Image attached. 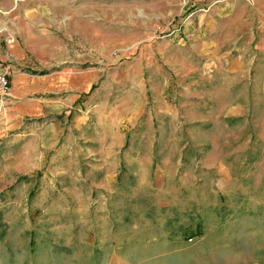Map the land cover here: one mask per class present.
Masks as SVG:
<instances>
[{
  "label": "rangeland",
  "instance_id": "obj_1",
  "mask_svg": "<svg viewBox=\"0 0 264 264\" xmlns=\"http://www.w3.org/2000/svg\"><path fill=\"white\" fill-rule=\"evenodd\" d=\"M238 1L239 13L235 20L224 25L228 31L225 38L219 40L221 48L213 47V53L219 50L222 56L211 54L204 63L197 65L198 73L193 74L196 68L191 75L181 73L162 85L166 90L159 95L153 93L158 81L150 82L154 88L147 83L145 97L136 86L139 90L112 82L109 87L113 86L110 88L113 97L126 100L132 92L133 117L129 113L121 125V121L115 124L116 115H111L101 124V145H82L85 150L102 151L109 149L110 139L126 135L128 150L143 152L139 157L145 152L154 154L155 164L166 168L158 183L154 182V174L148 175L144 190L135 192L126 206L121 205L126 199L119 197L117 205L120 208L115 205L112 209L117 220L123 217L126 208L137 213L145 201L147 205L157 203L162 209L166 208L167 215L173 217L176 207L182 205V213L186 216L180 233L177 228L172 232L176 231L175 235L179 234L186 241L189 239L190 243L182 247L187 257L175 264H264V0ZM0 2H7L9 6L14 0ZM231 2L27 0L25 7L36 13L30 17L15 18L12 14L6 17L0 12V47L5 42L7 28L17 20V40L24 38L26 28L39 36L38 46L48 44L63 48L60 52L56 49V62H71L81 69L100 68L104 82L114 69L142 76L153 67L141 63L140 57L149 55L151 49L157 52L154 44L187 41L183 31L190 21L198 23L201 15L211 13L214 8L225 11V6ZM13 41L11 37L6 43ZM240 53L246 62L243 69L236 70L233 78L221 75L227 60L237 57L239 60ZM199 73L213 77L208 79L207 76L204 81ZM125 106L118 104V114L123 116ZM9 111L8 107L0 109V200L17 201L18 198L28 204L37 203L38 207L30 221L25 217L19 219L17 215L12 219L0 218V264H19L20 261L22 264L105 263L104 258L95 263L88 256L78 255L76 249L66 247H74L86 222L98 215L96 204L88 201L83 215V201L79 202L77 193L71 191L76 189L77 181L69 179L75 177L46 175L47 167H76L77 161L66 160L65 152H77L78 145H63L60 140L47 151L41 169L33 175L17 176V161H12L17 145L14 144V130L8 128ZM105 138L109 139L107 144L103 143ZM148 156L145 154L143 158ZM120 168L124 169L125 165ZM134 178L137 181V177ZM191 190H195L194 193L191 194ZM191 195H197L198 200L208 197L207 202L198 206V212L203 214L198 215L197 225L188 223L192 219L189 213L194 211L190 206L195 197ZM204 208L208 212L222 213L227 219L229 234L223 246H218V242L205 248L194 245L204 238L203 224L210 225L213 220L207 217ZM254 208L261 215L260 225L256 224L259 229L241 227L243 219L253 223L248 211ZM145 218L144 223L147 222ZM134 219L138 218L134 216ZM159 221V226L170 224L169 218L166 222ZM119 232L120 229L115 236L112 234L113 246L118 248L127 235L135 240L136 233L123 231L118 235ZM156 233L157 237H162V232ZM157 247H160L159 242ZM17 250L21 256H17ZM24 251L26 256H23ZM25 258L27 261L23 262ZM141 264L159 263L143 261Z\"/></svg>",
  "mask_w": 264,
  "mask_h": 264
},
{
  "label": "crops",
  "instance_id": "obj_2",
  "mask_svg": "<svg viewBox=\"0 0 264 264\" xmlns=\"http://www.w3.org/2000/svg\"><path fill=\"white\" fill-rule=\"evenodd\" d=\"M26 1L14 0V3L9 6L6 4L7 2H0V12L6 14V17L12 14L15 18L30 17L36 14L33 13L34 9L25 7ZM232 1L227 3L225 11L214 8L211 13L201 15L198 23L195 20L190 21L183 31L187 41L170 40L154 44L153 48H156L157 52L154 49H149V55L140 57L141 63L153 67L151 71L148 69L141 76L140 73L122 72L114 69L108 74L107 82L103 81L100 68L81 69L70 64L71 62H56L55 51L57 49L60 52L63 48H56V46L48 44L38 46L36 41L39 36L31 34L32 32L26 28L24 38L21 37L17 40V20L12 27L7 28L5 42L0 47V69L6 66H10L11 69L9 101L12 103L8 106V110H10L8 128L14 130L15 133L14 144L17 145V153L13 155L12 161H17V176L33 175L41 169L47 151L58 144L60 140L63 145L76 144L79 147L78 151L65 152V159L76 160L77 166L47 167L46 175L75 177L65 179H69L71 182L77 181L76 189L71 191L77 193L79 202L83 201V215L86 214L85 205L88 201L90 204L92 202L96 204L95 207L98 208V215L96 214L91 222H86L85 229L78 233L77 244L74 247L66 245L67 248L73 251L76 249L78 255L88 256L95 263L104 258L105 263L103 264H141L143 261L159 264L173 262L175 264L182 262L187 257L186 254H183L182 247L187 242L190 243L189 239L186 241L179 234L175 235L176 231L172 232L177 228L180 233L183 217L186 216L182 213V205L179 204L176 207L177 212L174 211L173 217H169L166 208L162 209L157 203L147 205L143 200L144 208L141 207L137 213L133 212L132 208L129 211L126 208L127 213L124 211L123 217L115 220L117 214H114L113 209L115 205L119 204V197L126 199L121 203L126 206L128 201L133 200L135 192L144 190L143 187L148 184L146 181L148 175L154 174L155 183H158L163 177L162 173L166 168L155 164L154 154L145 152L143 156L145 154L150 156L143 158V156H138L143 152L136 153L133 150H128L125 147L128 141L126 135L117 138V140L110 139L109 149L106 148L102 151L85 150L82 145H101V124L103 120H109L111 115L115 114L114 123L117 124V121H121V125L122 120L129 117V113L133 117L132 92L126 100H123L122 97H113L114 94L110 92V88L113 86L109 87L112 82L116 81V85L121 87L139 88L142 92L141 96L145 97L147 83L158 81L157 88L151 84L150 87L154 88L153 93L155 91L159 95L165 92L166 87L164 89L163 87L167 82L176 79L181 73L191 75V71L200 63H204L211 54L216 55L217 53L222 56V51L218 50L213 53V47L219 49V40L225 38L224 35L228 31H225L224 25L235 20L236 14L239 13V1ZM11 37L15 41L7 44L6 41ZM239 56V60H237L238 57L227 60V67L221 75H229L233 78L237 74L236 70L243 69L241 67L245 66L246 62L242 60L241 53ZM198 70L199 68L193 74L198 73ZM199 74L204 81L207 80V76L208 79L213 77L210 74L204 76L203 73ZM162 85L164 86L162 87ZM143 101L145 100L143 99ZM118 104L126 105L123 116L122 113L118 114ZM108 141L109 139L105 138L103 143L107 144ZM69 148L70 146L67 147V149ZM122 164L125 165L124 169L120 168ZM119 176L123 178L120 179ZM133 176L137 177V181ZM64 187L62 185V188ZM66 189L69 191L68 188ZM194 191L191 190V194ZM191 197H195L190 206L194 211L193 214L189 213L192 219L188 220V223L197 225L198 215L203 214L198 212V206L207 202L208 197L204 200L196 199L197 195H191ZM209 205L212 207L211 202ZM37 207V203L36 205L32 202L28 204L18 198L17 201L0 200V218L12 219L17 215V218L20 217L19 219L25 217L26 221H30L31 217L35 215ZM117 207L120 208L118 205ZM120 212H123L122 209ZM204 213L208 218L212 217L213 220L210 225L203 224L204 238L199 239L200 242L194 245L205 248L218 242L220 243L218 246H223L225 238L229 234L227 219L223 218L222 213H212L206 209ZM248 213L251 215L253 223L250 224L243 219L241 227L247 225L249 228L259 229L256 224L260 225V212H256L254 208L252 212L249 209ZM134 216L138 219H134ZM144 218L151 228L146 227ZM168 218L170 223L168 226L165 223L164 226L163 223L159 226L158 222H161L159 220L166 222ZM119 229L122 233L123 231L131 234L136 233L135 240L127 235L118 248L113 246V235L115 236ZM121 232L118 235H121ZM156 232H162V237H157ZM157 242L160 243V247H157ZM18 251L17 256H21ZM25 253L26 251L23 252V256H26ZM26 261L25 258L23 262ZM18 263L22 264L21 261Z\"/></svg>",
  "mask_w": 264,
  "mask_h": 264
},
{
  "label": "built area",
  "instance_id": "obj_3",
  "mask_svg": "<svg viewBox=\"0 0 264 264\" xmlns=\"http://www.w3.org/2000/svg\"><path fill=\"white\" fill-rule=\"evenodd\" d=\"M10 76V66L0 69V109L7 108L11 104L9 101V93L11 90Z\"/></svg>",
  "mask_w": 264,
  "mask_h": 264
}]
</instances>
